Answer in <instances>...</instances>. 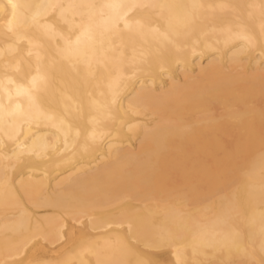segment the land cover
I'll use <instances>...</instances> for the list:
<instances>
[{"label":"bare ground","instance_id":"obj_1","mask_svg":"<svg viewBox=\"0 0 264 264\" xmlns=\"http://www.w3.org/2000/svg\"><path fill=\"white\" fill-rule=\"evenodd\" d=\"M16 2V33L0 11V264H264V0H141L159 34L70 55L50 18L99 36L108 0ZM38 72L39 123L7 107Z\"/></svg>","mask_w":264,"mask_h":264},{"label":"snow or ice","instance_id":"obj_2","mask_svg":"<svg viewBox=\"0 0 264 264\" xmlns=\"http://www.w3.org/2000/svg\"><path fill=\"white\" fill-rule=\"evenodd\" d=\"M158 5L151 3H144L141 0H108L107 3L100 5L101 8L108 9L110 12V21L106 31H102L99 36L93 28L92 21L82 22L79 25L63 21L60 23L53 15L50 24H46L49 32L57 36L59 41L62 42L59 51L64 55H70L81 51L82 47L95 48L97 43L103 46L105 38H111L112 35H118L121 38L127 36L128 39H135L143 37L148 32L159 34L158 28H153V21L150 17H146L142 13V9L157 7ZM24 7L16 2V0H6V4L0 5V11H4V21L8 33H16L20 20L18 10ZM52 7H56L53 5ZM81 7L95 8L97 5H81ZM10 9V13L9 10ZM264 32V27H262ZM162 35V34H160ZM249 45L256 46L257 41L251 37H246ZM45 81L44 76L39 72L32 76L30 86L26 88H17L15 98L11 93L8 95L7 107L13 113H23L24 105H27L30 111L34 112V118L39 123L40 118L49 119L43 107L45 101L42 96V85ZM11 83V81H9ZM14 106V107H13ZM4 105L0 101V108ZM63 121H61V124ZM83 136V147L87 150L91 143H94L97 133L93 130L91 133L85 128L82 131L76 132V138ZM143 264V262H138Z\"/></svg>","mask_w":264,"mask_h":264}]
</instances>
